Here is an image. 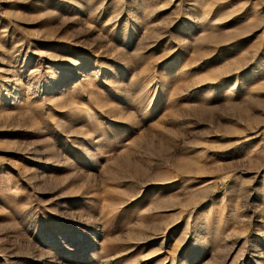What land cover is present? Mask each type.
<instances>
[{
  "label": "rangeland",
  "instance_id": "obj_1",
  "mask_svg": "<svg viewBox=\"0 0 264 264\" xmlns=\"http://www.w3.org/2000/svg\"><path fill=\"white\" fill-rule=\"evenodd\" d=\"M0 264H264V0H0Z\"/></svg>",
  "mask_w": 264,
  "mask_h": 264
}]
</instances>
